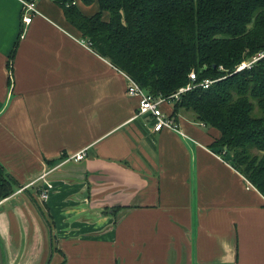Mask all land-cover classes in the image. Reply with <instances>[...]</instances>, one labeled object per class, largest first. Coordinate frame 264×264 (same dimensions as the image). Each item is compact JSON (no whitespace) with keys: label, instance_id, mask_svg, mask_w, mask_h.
Masks as SVG:
<instances>
[{"label":"crops","instance_id":"crops-1","mask_svg":"<svg viewBox=\"0 0 264 264\" xmlns=\"http://www.w3.org/2000/svg\"><path fill=\"white\" fill-rule=\"evenodd\" d=\"M126 77L53 0H0V264H264V197L210 148L218 132L185 115V137L153 132Z\"/></svg>","mask_w":264,"mask_h":264},{"label":"trees","instance_id":"trees-1","mask_svg":"<svg viewBox=\"0 0 264 264\" xmlns=\"http://www.w3.org/2000/svg\"><path fill=\"white\" fill-rule=\"evenodd\" d=\"M53 1L92 51L149 95L165 99L191 84L169 117L177 124L185 115L217 131L210 148L225 150L232 167L264 197V0H81L97 3L90 16L74 0ZM204 80L213 82L203 88ZM13 187L0 165V201Z\"/></svg>","mask_w":264,"mask_h":264},{"label":"built area","instance_id":"built-area-1","mask_svg":"<svg viewBox=\"0 0 264 264\" xmlns=\"http://www.w3.org/2000/svg\"><path fill=\"white\" fill-rule=\"evenodd\" d=\"M22 4V10H21V21L22 23L29 24L32 20V17L36 15L37 11L35 8V3L27 2V1H21ZM262 55L254 56L251 60L242 62L238 68L237 71L242 70L244 68H249L254 62H256L259 58H261ZM127 78L128 86L126 93L130 97H137L138 98V106H137V113L136 117L138 116H148L150 120L153 122L152 124V131L153 132H159L160 130L166 128L170 129L181 136L185 137V135L182 133L181 130H179L178 125L174 121L173 118H170L169 116H166L161 111V106L166 103L168 106H173L174 102L178 100L179 95L181 93L186 92L189 90L192 86L191 84H188L187 86L180 88L175 94L171 95L168 98H161V97H153L149 95L143 88H141L134 80ZM190 82L195 81V74L191 72L189 74ZM213 81L210 80H204L200 86L203 88H208L209 85L212 84ZM86 157V153L84 150L77 152L71 156H69L66 161H73V162H79L84 160ZM46 175H43L40 180L45 177ZM52 189L51 184H46L43 181V187H40L38 190V198L41 201L48 200L49 197V190Z\"/></svg>","mask_w":264,"mask_h":264},{"label":"rangeland","instance_id":"rangeland-1","mask_svg":"<svg viewBox=\"0 0 264 264\" xmlns=\"http://www.w3.org/2000/svg\"><path fill=\"white\" fill-rule=\"evenodd\" d=\"M86 43H87V41H86ZM258 55H263V53H259ZM258 55H255V56H258ZM254 57V56H253ZM252 57V58H253ZM249 60V59H248ZM248 60H244V61H248ZM152 124H153V122H152ZM224 152H225V150H224ZM248 184L251 186V187H253L249 182H248ZM254 188V187H253Z\"/></svg>","mask_w":264,"mask_h":264}]
</instances>
